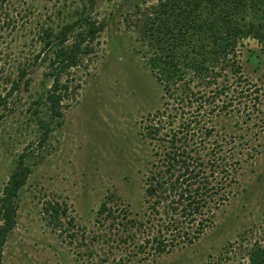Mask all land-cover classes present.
<instances>
[{
  "label": "rangeland",
  "instance_id": "obj_1",
  "mask_svg": "<svg viewBox=\"0 0 264 264\" xmlns=\"http://www.w3.org/2000/svg\"><path fill=\"white\" fill-rule=\"evenodd\" d=\"M162 1L97 0L89 13L105 29L93 53L64 76L69 89L59 120L47 102L48 62H41L44 55L35 62L43 34L76 21L88 4L0 0V196L22 154L32 168L4 264H248L250 250L264 246V50L244 40L240 70L230 67L204 91L192 85L211 96L222 83L227 94L202 110L194 99L180 105L155 77L144 37L146 20L151 25ZM21 70L29 72L30 86L10 95ZM166 107V124L189 120L199 136L212 129L206 144L198 140L202 153L205 148L236 169L228 201L196 240L195 228H166L164 213H151L146 203V178L158 151L141 131ZM42 122L53 128L45 140ZM104 202L112 217L98 215ZM56 204L63 216L58 225L45 211ZM157 236L168 246L164 253L152 241Z\"/></svg>",
  "mask_w": 264,
  "mask_h": 264
},
{
  "label": "trees",
  "instance_id": "obj_2",
  "mask_svg": "<svg viewBox=\"0 0 264 264\" xmlns=\"http://www.w3.org/2000/svg\"><path fill=\"white\" fill-rule=\"evenodd\" d=\"M85 2L88 5H84L76 21L65 24L57 33L48 30L43 34V49L35 62L42 55L41 62H48L46 76L52 80V85L47 102L53 117L59 120L63 119L62 103L69 89L64 76L93 53L91 45L105 29V24L93 20L89 13L97 0ZM156 15L151 25L146 20L144 26V37L153 50L149 64L157 80L164 85L167 97L180 105H192L194 99L198 110H202L227 94L222 83L211 96L194 92L192 85L202 84L204 91L216 84L230 67L240 70L236 61L244 40H256L264 50V0H163ZM28 75L29 72L20 71L10 95L21 87L30 86ZM167 107L166 112L147 119L141 131L142 137L158 151V162L152 165L146 178V203L151 213H164L169 220L166 228H195L193 240H196L212 222L215 210L228 201L235 180L231 172L236 169L226 166L228 160L220 163L217 156H209L205 148V155L202 153L198 140L206 144L212 129L203 128V136H199L197 127L189 120L177 126L174 122H163ZM168 117L176 119L172 114ZM41 128L42 140H45L53 128L45 122L41 123ZM26 158L27 153L20 156L0 196V264H4L3 252L17 225L19 193L32 174ZM45 211L51 213L58 225L63 217L60 205H50ZM98 215L112 217L113 211L104 202ZM152 241L156 242L158 252L167 250L162 236ZM248 259V264H264V246H254Z\"/></svg>",
  "mask_w": 264,
  "mask_h": 264
}]
</instances>
